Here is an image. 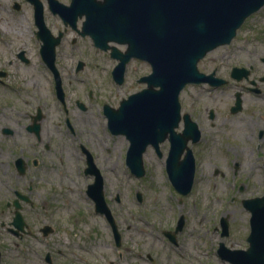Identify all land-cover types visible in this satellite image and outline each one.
I'll return each mask as SVG.
<instances>
[{
	"label": "flooded vegetation",
	"instance_id": "1",
	"mask_svg": "<svg viewBox=\"0 0 264 264\" xmlns=\"http://www.w3.org/2000/svg\"><path fill=\"white\" fill-rule=\"evenodd\" d=\"M37 1L40 5V14L35 3L31 0H0V38H4L2 34H6L10 38L4 42L6 45L0 41V50L9 52L6 56L0 55V264H142L141 261L145 264H180L176 261L177 256L172 250L174 246L180 245L179 235L176 233L175 241H173L165 233V231H173L175 225L173 228L161 229V237L163 238L161 241L165 240V243H162L164 248L143 251L142 249L131 250L128 245H125V252L121 249L118 250L114 261L106 252H100L96 248L93 237L95 227L89 219L84 217L79 208H67L46 199V194H50V187L46 188L45 183L48 179L42 175L46 167L43 164L45 162L44 154L48 152L50 157L51 141L56 134L55 131L65 134L69 141V145L64 149L58 148L60 153L55 161V167L63 162L64 157H71L80 163L77 165L78 173L89 178L85 184V192L88 186L94 182L97 174L103 177L104 184V178H107V174L104 175L105 171L102 164L99 163V158L111 156L108 144L114 136L118 135L113 134L108 128L105 105L116 107L120 100L116 106L106 101L98 103L91 88L83 89L81 94L76 93L72 99L66 95L67 83L73 87L74 83L84 80V77L79 79V76L87 64L80 58L62 64L56 58L55 52L54 66L58 75L54 74L52 68L42 57L39 58L42 66L41 75L35 73L34 70L33 72L30 71V65L33 61L27 55L26 50L30 47L32 39H35L39 53L41 44V39L37 34L40 28L39 23L43 24L50 32L52 31L50 19L57 18L63 26L62 29L58 23L54 22L56 34L62 33L60 42L63 39V31L67 27L82 36L79 32L83 21L81 16H77L76 27H72L69 22L64 21L62 16L53 12L54 4L51 5L50 0ZM3 11L6 14H3ZM14 39L20 45L19 49L12 46ZM75 40L76 37H72L71 44L75 43ZM211 61L212 63L210 59L204 60L199 66L200 71L205 75L214 73L216 77L225 78L219 75L224 64L221 61L216 63L214 59ZM260 61L264 63V57L260 58ZM234 66L248 68V74L243 75L240 80L231 78L230 73ZM20 69L22 75H20ZM111 70L109 71V78L113 85H123L127 69H125L124 80L121 84L114 81ZM238 73L243 74L245 71L239 70ZM144 75L146 74L136 77V82L142 83L139 79ZM228 76L230 80L225 78L226 82L218 86L205 81L189 84L186 87L210 92V90L231 82L235 86V90L233 91L234 100L229 106L228 115L235 116L243 109L244 99H246L243 91L252 94L249 97V101L252 103L264 104V89L259 86L260 83H264V66L261 63H256V60L251 57L246 65L231 66L228 70ZM11 77H13V81ZM57 81L60 82L64 91L63 98L57 94ZM35 87L40 92H45L47 89V92L54 95L53 100L57 104V110L52 118L48 112L50 109L47 103L48 99L42 98L39 102H34ZM252 87L256 89H250ZM238 91L241 93V109L233 112L232 106ZM198 93L199 91H196V94ZM19 94L26 96L22 103L25 105L32 103L29 109L17 108L16 99ZM190 96L191 99L186 105L183 106L181 103V115L174 131L177 133L183 131L186 113L190 119L196 122L198 134L195 132L188 141L196 161L198 146L202 141L208 140V131L215 127L214 120L217 115L213 108L198 107L197 97L194 93ZM30 97H32L31 103L28 99ZM93 100L97 101L100 108L92 105ZM202 111H207V114L204 115L205 112ZM248 117L253 118V122L242 125L235 136L245 143L251 141L252 149L235 150L232 149L233 144L226 141L231 146L225 145L226 149L221 151L225 158L245 160L248 156L255 155L256 159H260V155L264 154V110L258 111L256 115L250 113ZM205 122L208 123L209 130L208 127H203L202 124ZM36 125H38V132L35 131ZM165 143L168 145L166 152L163 150ZM37 144L41 148H37ZM148 148L158 158L165 161L169 150L168 138L159 141L157 147L147 146L146 151ZM213 172L216 173L217 169ZM232 173L233 175L238 173L236 164L233 165ZM41 181L44 184L40 185ZM240 188L243 190L244 185H241ZM54 191H56L55 188ZM116 197L117 203L126 208V204L120 202L118 194ZM140 203L141 201H138L136 204L140 205ZM109 208L121 235V244L117 246L121 248L123 244L122 233L131 232L132 227V232L141 233L142 228L136 224L127 223L124 231H122L119 222H127L128 218L122 214L121 218L116 219L114 209L110 206ZM90 213L102 218L112 241L115 243L113 229L106 215L97 212L94 204H92ZM134 243L137 248L142 244L137 241ZM151 245L149 243V246ZM111 252L114 255V251ZM133 253L135 254L132 255Z\"/></svg>",
	"mask_w": 264,
	"mask_h": 264
},
{
	"label": "rangeland",
	"instance_id": "2",
	"mask_svg": "<svg viewBox=\"0 0 264 264\" xmlns=\"http://www.w3.org/2000/svg\"><path fill=\"white\" fill-rule=\"evenodd\" d=\"M61 1L69 3V0ZM26 10L28 11V9ZM3 14L6 12L3 11ZM54 22L58 23L62 29L63 26L57 18L50 19L51 30L56 34ZM2 36L4 38H0V41L6 45L4 42L10 38L6 34H2ZM74 36L76 37L75 43L71 44V39ZM37 45L35 39H32L26 53L34 62L30 65V71L33 72L34 70L35 73L41 75L42 66L39 62L40 55ZM115 45L124 49L123 45L117 43ZM12 46L15 49L20 48L15 39ZM8 54V51L0 50L1 56ZM251 57L256 60V63H261L264 66V63L260 61V58L264 57V5L245 19L237 30L236 36L228 45L219 46L207 54L199 61L198 67L206 59H210L211 63L213 59L216 63L221 61L224 65L219 75L230 80L228 76L230 67L246 65ZM56 58L62 64L70 63L79 58L87 64L79 76V79L84 77L83 82L74 83L73 87L67 83L68 89H65L67 96L72 99L76 93L81 94L83 89L91 88L98 103L106 101L114 106L129 93L143 88L145 83H138L135 79L150 71L146 62L131 59L127 64L125 82L121 86H114L109 78V71L116 60L110 57L108 51L96 49L88 36L82 37L70 27L63 31V39L56 47ZM20 75H22L21 69ZM11 79L14 80L13 77ZM259 86L264 89V83H260ZM234 90L235 86L229 82L227 85L208 91L209 93L194 87H186L181 91L180 102L183 103V106L191 99L190 94L194 93L197 97L198 107L213 108L217 115L214 120L215 127L211 130H209L208 123L202 124L203 127H208V140L202 141L198 146L195 178L188 194L182 195L171 187L165 172L164 159L158 158L150 148L143 155L144 176L135 177L124 163L126 152L124 146L128 145V141L123 135H116L111 139L108 144L111 156L99 158V163L102 164L105 171L104 175L107 174V178H104L105 199L109 206L114 209L116 219L121 218L122 214L128 218L127 222H119L122 231H124L127 223L136 224L142 228L141 233L132 232L133 227L131 232L122 233L123 244L121 248L116 247L112 241L102 218L90 213L93 201L84 190L89 178L78 173L77 165L80 163L71 157H64L63 162L55 167V161L60 153L58 148L64 149L69 145L67 136L56 131L51 141L50 157L48 152L44 154L45 162L43 164L46 167L42 175L48 179L45 183L46 188L50 187V194H46V199L67 208H79L84 217L89 219L95 227L93 237L96 248L100 252H106L114 261L118 250L121 249L125 252V245H128L131 250L142 249L143 251L164 248L162 243H165V240L161 241L163 239L161 229L173 228L178 217L183 216V227L178 232L180 245L172 248L177 256L175 258L177 262L180 264H232L222 259L217 253L218 244L222 241L231 248H245L248 245L246 236L249 232L250 213L242 206L241 199L259 196L264 192V154L260 155V159H256L255 155H250L245 160H239V158L235 160L230 157L225 158L221 152L226 149L225 145H230L226 141H230L233 144L232 149L235 150L252 149L251 141L245 143L238 139L235 134H237V130L240 131L242 125L253 122V118L248 117L250 113L256 115L258 111L264 110L263 103H252L249 101L252 94L243 91L246 96L243 109L235 116L228 115L229 106L234 100ZM47 91L46 89L45 92H40L35 87L33 98L35 103L42 98L49 100L47 102L50 108L48 112L52 118L57 110V104L53 100L54 95ZM196 91L199 93L196 94ZM25 98L24 94L17 96L18 106H16L18 109L27 110L32 105V97L28 98L31 103L29 105L22 103ZM97 101L93 100L92 105L100 108ZM206 114L207 111L204 115ZM56 115L58 114L56 113ZM167 146V143L163 145L164 152H166ZM37 148H41V146L37 144ZM234 164L238 166V173L235 175L232 173ZM215 169H217L216 173L213 172ZM41 184H44L43 181L40 182ZM240 184L244 185L243 190L240 188ZM137 191L141 193L140 205L136 204L138 202L136 199ZM117 194L120 202L126 204V208L117 203ZM221 218H225L229 224L230 234L228 236L222 237L220 235L219 221ZM135 241L142 244L137 248ZM149 243L152 245L149 246ZM111 251H114V255ZM140 263L145 264L142 261Z\"/></svg>",
	"mask_w": 264,
	"mask_h": 264
},
{
	"label": "water",
	"instance_id": "3",
	"mask_svg": "<svg viewBox=\"0 0 264 264\" xmlns=\"http://www.w3.org/2000/svg\"><path fill=\"white\" fill-rule=\"evenodd\" d=\"M35 3L40 14V5ZM64 21L76 27L77 16H84L80 33L88 34L96 47L110 50L118 60L112 70L116 82L122 83L127 62L131 58L146 61L151 71L139 79L146 86L120 101L117 108L105 105L108 127L114 134H123L129 140L126 164L132 173L141 177L145 173L142 154L151 144L155 147L166 137L170 148L166 158V171L176 188L187 194L192 187L195 162L187 141L198 128L188 114L184 115L185 127L175 132L180 118L179 94L188 83L208 81L212 85L225 82L213 74L204 75L198 70V61L214 48L228 44L243 21L264 5V0H71L64 5L50 0ZM38 36L42 44L40 53L47 64L54 66L55 46L61 33L54 37L39 23ZM115 42L125 45L121 50ZM244 70L245 73H238ZM248 74L242 67H233L231 76L241 79ZM57 94L63 98L60 82ZM241 109L240 92L232 111ZM38 132V125L35 127ZM184 149V157L180 159ZM88 194L95 202V210L104 213L113 226L116 244L120 234L110 214L103 193V178L97 174L89 185ZM140 198V193L138 192ZM243 207L250 212V231L245 249L229 248L219 243L217 252L222 259L233 264H264V193L243 198ZM180 216L173 232L166 234L171 240L183 226ZM221 235L229 234L228 222L220 219Z\"/></svg>",
	"mask_w": 264,
	"mask_h": 264
}]
</instances>
